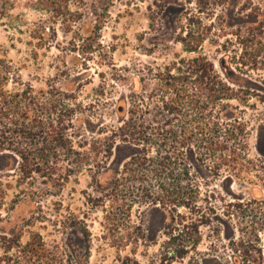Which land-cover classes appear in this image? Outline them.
<instances>
[{
  "label": "rangeland",
  "instance_id": "obj_1",
  "mask_svg": "<svg viewBox=\"0 0 264 264\" xmlns=\"http://www.w3.org/2000/svg\"><path fill=\"white\" fill-rule=\"evenodd\" d=\"M5 1V90L30 87L37 102L48 98L41 92L51 94L69 109L68 124L62 119L69 138L98 141L97 157L88 146L73 143L72 153L70 144L60 145L64 152L59 148L43 167L66 170L51 176L22 179L20 160L8 151L0 155V236L18 245L8 256L22 251L19 264H264V0H113L98 37L92 35L94 14L68 25L44 0ZM202 70L221 83L212 85L220 100L202 107L203 120L218 123L221 132L232 130L235 141L226 146L243 144L253 169L215 172L194 154L192 128L200 116L192 101L198 100V85L210 82ZM177 76L183 77L182 91L162 103L164 85ZM119 101L131 102L127 109L136 106L142 126L159 131V147L151 146L149 156L160 157V144L172 158L185 153L200 181L197 212L211 222L199 229V243L184 260L169 256L167 212L133 198L153 181L128 186L120 180L142 148L110 134L122 124L115 112ZM89 153L92 161L72 171L71 163ZM223 201L241 204L224 216ZM194 211L180 208L186 217ZM175 227L177 235L181 226ZM30 249L36 251L31 259Z\"/></svg>",
  "mask_w": 264,
  "mask_h": 264
},
{
  "label": "trees",
  "instance_id": "obj_2",
  "mask_svg": "<svg viewBox=\"0 0 264 264\" xmlns=\"http://www.w3.org/2000/svg\"><path fill=\"white\" fill-rule=\"evenodd\" d=\"M44 1L51 5L50 12H53L55 17L60 18L61 22L67 23L68 25H71L80 18H85L88 14H94L95 17L92 23L93 37H98V33L102 29L101 26L103 24L101 17L113 2V0ZM207 1L209 0H198L197 2L201 4ZM1 2L0 18L6 14V1L2 0ZM70 5H73L75 9L72 10L69 7ZM9 69L10 67L0 59V155L8 151L20 160L18 173L22 179L31 178L36 173L45 174L46 176H51L56 173L61 174L63 172L62 170L65 171L66 169H58L56 166L43 167V163L46 164V162L48 163L51 159H54L58 155L59 150L64 152L63 145L70 144L71 149L69 148L67 150L70 152L72 151V144L76 143L73 138L71 140L65 133L66 126L68 125L64 126L62 122V119H65L66 122L68 121L70 117L69 109H67L62 101L59 103V101L52 99L51 94L45 92L41 93L44 95L48 94V98L45 101L37 102L36 94L30 87L20 88L14 91L5 90L4 87L8 81ZM208 72L209 70H202L200 75L202 77H208L210 79L209 84L206 86V84L201 82L195 89L198 100L192 101L194 108H199L198 115L200 116L199 121L196 122L197 125L192 128V132L195 135L194 154L208 169L215 170V172L222 171L223 168H228L234 172V170H242L245 167L244 165L253 169L252 161L249 163L246 160L247 155L244 153L243 144L234 145L232 148L226 146L228 141H235V134L232 130L228 129L221 132L222 127L218 123H210L203 120L204 112L203 110L200 111L202 107H205L204 110H206V108H210V105L214 101L220 100L219 90L212 85H214V82L217 85H221V83L216 79L215 81L213 80V76H211L212 71L211 74ZM182 80L183 77L177 76L171 79V83L164 85V91L160 93L162 103L168 100L166 98L167 94L171 93V96L174 93L182 91L180 89ZM199 99L200 103H196ZM127 104L129 105L131 102L119 101L116 104L115 112L121 119L122 124L116 127L115 131H110V134L114 135L113 137L122 143L141 147L142 154L129 159L130 162H127L124 166L120 180L123 181V185L127 183L128 186L132 183L148 182L146 179L150 182L153 181L152 185L147 186L150 189H144L143 195L140 197L136 195L133 198L135 200H143L144 202L147 200L152 205L158 204L167 212L168 222L164 225L163 229L166 231L164 234L167 237V242L171 245L169 247V256L172 259L184 260L189 253L195 251L199 243V229L209 226L211 222V217L197 212L199 209L197 200L200 195V181L196 174L192 172L191 161L185 153H182L179 160L177 157L172 158L169 155L171 152L160 144V157L154 158L149 156L148 153L151 152L150 148H153L151 146L154 144L157 145L158 141H160L158 140L160 136L159 131L152 133L151 128L143 127V115H139L138 113L134 114L136 106L130 105L131 109H127ZM53 116L55 119H53ZM220 133L223 134V137ZM107 140H110V137ZM114 140L111 144L109 143L111 148L115 146ZM103 141L105 143V140ZM39 143L42 145L41 148H37L36 146ZM76 144L80 146H78L79 148L88 146L90 148L89 150L92 151L91 155L97 157V151L94 150L98 144L97 139L91 143L81 142ZM110 147L108 152H110ZM242 150L243 152L240 154L239 152ZM74 152L76 151H72V153ZM5 157L14 159L10 155H5ZM90 161H92L90 159V153L88 155L84 154L76 163H71L73 164L71 170H80ZM224 180H226V177ZM222 203V215L226 214V216L231 215V211H229L230 207L240 206L241 204L225 201ZM2 205L3 198L0 196V208ZM180 208L188 209L190 213L195 209L194 212L197 215L195 214L191 217H186V215L182 216ZM209 211L212 218L217 217V208L209 209ZM175 226H181V230L177 235L173 234V231L176 230ZM219 230L217 225L216 231L219 232ZM180 234L183 235V238L181 237L182 240H178V237L181 236ZM0 242V252L3 254L0 256V264H5L7 260L12 262V264H19L18 256L22 251L17 250L18 253H14L10 257L8 256L13 248L18 247L17 242L5 241L4 237L1 236ZM35 254L36 251L30 249L27 256L31 259L35 257ZM13 257L14 259L11 260Z\"/></svg>",
  "mask_w": 264,
  "mask_h": 264
}]
</instances>
